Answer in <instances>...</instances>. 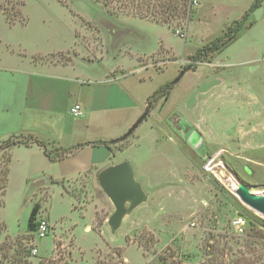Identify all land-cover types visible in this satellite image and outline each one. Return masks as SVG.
I'll return each instance as SVG.
<instances>
[{
    "label": "rangeland",
    "instance_id": "rangeland-1",
    "mask_svg": "<svg viewBox=\"0 0 264 264\" xmlns=\"http://www.w3.org/2000/svg\"><path fill=\"white\" fill-rule=\"evenodd\" d=\"M198 2L181 36L152 20L131 21L137 17L108 11L96 0H0L6 21L17 23L4 27L0 23V53L7 47L1 39L10 40L11 48L36 44L39 50H47V36L58 20L72 18L73 47L37 55L34 61L73 64L80 69L95 62L111 75L138 65L149 68L145 83H138L143 97L175 80L190 55L238 19L253 1ZM244 26L220 54L197 61L179 78L164 105L157 102L152 115L148 114L150 119L138 126L139 146L126 149V159L140 160L147 167L155 147L150 123L175 131L181 149L178 144L164 143L154 148L170 160L171 178L160 180L170 190L152 189L159 185L146 180L147 201L126 215L115 233L107 224L113 205L86 174L61 179L74 198L56 185L25 190L23 199L43 204L55 229L49 225L45 237L33 235L28 242L29 204L21 207L18 216L9 204L0 221V264H13L14 257H22L17 252L24 245L37 248L27 258L33 264L49 258L61 259L58 264L110 263L117 249L125 264H163L160 256L169 257L166 264L172 260L199 264L216 254L226 264H264V217L237 198L233 185L242 180L253 192H264V3ZM222 78V87L199 93V106L182 104L189 88L187 95L201 82ZM124 143L117 141V149ZM5 158L6 149L0 147V170ZM236 214L244 218L241 232L231 223Z\"/></svg>",
    "mask_w": 264,
    "mask_h": 264
},
{
    "label": "crops",
    "instance_id": "crops-1",
    "mask_svg": "<svg viewBox=\"0 0 264 264\" xmlns=\"http://www.w3.org/2000/svg\"><path fill=\"white\" fill-rule=\"evenodd\" d=\"M194 1L196 12L199 2ZM134 19L145 21L134 17L131 21ZM67 21L58 20L51 29L50 36H47L49 44L47 50H39L36 44L30 47L24 45V48L20 45L11 48L8 44L10 40L1 39L7 47L0 53V143L10 136H16L18 140L30 137L44 142L51 155L59 154V156L57 159H50L43 148L36 143L16 144L8 149L10 160L7 183L1 196L0 221L4 215L3 210L9 204L17 216L23 212L21 207L24 204H29L27 210L28 213L30 212L34 202L31 198L23 199L25 190H48L50 185L60 187L53 180L81 174L95 179L99 170L123 160L130 163L134 177L142 187L146 180H150L159 185L153 186L152 189L170 190L162 187V184L167 183L166 181H160L171 178L170 160L166 153L159 154L160 149L157 151L155 149L162 143L178 144L180 149L182 148L176 137L175 128L172 129L173 134L165 125L150 123L149 131L154 137L155 149L151 150L154 159L150 160L147 167L143 166L140 160L126 159L124 154L129 145L139 146V135H136V130L147 118L150 119L154 109L148 111L151 115L147 114V117L125 138L126 140L120 139L145 111L146 99L154 91L153 89L143 97L139 93L138 83H145V76L149 77L150 74L147 73L149 68L145 69L138 65L132 71H118L111 75L107 71L100 70L95 62H88L87 68L80 69L73 64L34 61L37 55L64 51L73 47L75 41L73 20L71 18ZM250 22L248 24L252 25L253 22ZM0 23L3 27L8 24L1 11ZM26 24L27 21L21 25ZM217 81L216 85L202 93H208L214 87H222L224 79ZM175 86L176 84L169 95ZM187 91L182 96V104L187 108L199 106V93L194 106L186 105V100L192 93L187 95ZM163 105L160 104L158 107L161 108ZM75 106H79L78 113L71 111ZM196 127L205 135L198 125ZM99 141H104L106 144L96 143ZM117 141L126 142L122 148L117 149ZM71 147L76 148L61 154L62 149ZM73 209L76 210L74 205ZM37 219L45 220L52 229H55L53 221L41 203ZM10 234L14 233L10 232Z\"/></svg>",
    "mask_w": 264,
    "mask_h": 264
},
{
    "label": "trees",
    "instance_id": "trees-1",
    "mask_svg": "<svg viewBox=\"0 0 264 264\" xmlns=\"http://www.w3.org/2000/svg\"><path fill=\"white\" fill-rule=\"evenodd\" d=\"M101 2V4L108 10L114 12H121L133 15L140 19L152 20L156 23L164 24L168 28H171L173 33H178L184 36L187 24L193 19L195 13V1L194 0H96ZM264 0H253L250 6L243 12V14L238 18L233 20L226 29L218 36L204 43L198 47L193 54L190 55V62L181 66L179 69V76L182 75L193 68V64L197 61H201L207 57L213 56L223 51L228 45H230L234 40L237 39L241 29L244 27L246 21L249 19L250 15L254 10L259 8ZM0 9L4 10V7L0 4ZM13 21H8V24H12ZM249 23H251L249 21ZM176 82L167 81L162 85L158 86L151 95L146 99L145 110L149 111L154 108L157 102L160 100L164 102L165 98L169 95L170 91L174 87ZM30 143H36L41 146L45 154L50 157V159H57L59 154L51 155V152L46 148L44 142L33 139L30 137H25L24 140H18L16 136H10L6 140L0 143L2 149H6V158L3 164V168L0 170V190L1 196L3 195L7 183V172H8V161L10 160V154L8 149L16 144L29 145ZM96 143L106 144L104 141H99ZM2 144H5L3 146ZM81 145V144H80ZM76 147L62 149L61 154L72 151ZM54 183L58 184L63 192L71 196L61 179L53 180ZM74 198L73 196H71ZM2 201H0V204ZM75 208V207H74ZM40 209V202L36 201L33 203L26 224V229L30 233V237L26 238L27 241H31L33 238L32 232L36 228V218ZM5 226V225H3ZM32 246L24 245L18 250V254H22V257H14L13 264H33L32 261L28 260L31 257ZM115 259L110 263L102 262L98 264H125L121 258L120 250L117 249L114 252ZM23 256L25 258H23ZM169 257L160 256L159 259L163 264L167 263ZM61 259L49 258L42 260L39 264H58ZM169 264H184L181 260H172ZM199 264H226L225 259L220 255V258L213 256L211 258H206ZM234 264V263H233Z\"/></svg>",
    "mask_w": 264,
    "mask_h": 264
},
{
    "label": "water",
    "instance_id": "water-1",
    "mask_svg": "<svg viewBox=\"0 0 264 264\" xmlns=\"http://www.w3.org/2000/svg\"><path fill=\"white\" fill-rule=\"evenodd\" d=\"M179 78L180 76L175 78L174 81L177 82ZM217 83V80L201 82L187 98L186 105L188 107L194 106L197 94L208 91ZM147 114L148 111L145 110L120 139L123 140L129 136L147 117ZM95 179L103 194L113 205L114 209L107 219V224L110 232L115 233L121 226L124 217L146 202L148 196L140 182L135 179L132 166L126 160L99 170L95 175ZM234 194L243 204L264 217V192H253L250 185L238 180L235 184Z\"/></svg>",
    "mask_w": 264,
    "mask_h": 264
},
{
    "label": "built area",
    "instance_id": "built-area-1",
    "mask_svg": "<svg viewBox=\"0 0 264 264\" xmlns=\"http://www.w3.org/2000/svg\"><path fill=\"white\" fill-rule=\"evenodd\" d=\"M73 113H78L79 111V106H75L71 110ZM232 225L235 227L236 231L241 232L242 231V226L244 224V218L240 214H236L233 220L231 221ZM49 230V224L43 220V219H37L36 220V228L35 231L32 232L34 235V238H41L45 235H47ZM32 254H36L37 249L36 247H33L31 249Z\"/></svg>",
    "mask_w": 264,
    "mask_h": 264
},
{
    "label": "bare ground",
    "instance_id": "bare-ground-1",
    "mask_svg": "<svg viewBox=\"0 0 264 264\" xmlns=\"http://www.w3.org/2000/svg\"><path fill=\"white\" fill-rule=\"evenodd\" d=\"M221 176V175H220ZM234 185V188H235V184H233ZM232 187V186H231Z\"/></svg>",
    "mask_w": 264,
    "mask_h": 264
}]
</instances>
